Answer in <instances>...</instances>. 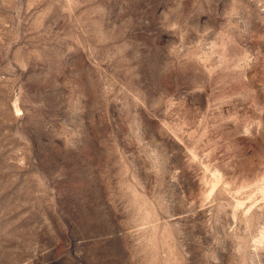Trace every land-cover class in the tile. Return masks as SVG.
<instances>
[{
    "label": "rangeland",
    "instance_id": "rangeland-1",
    "mask_svg": "<svg viewBox=\"0 0 264 264\" xmlns=\"http://www.w3.org/2000/svg\"><path fill=\"white\" fill-rule=\"evenodd\" d=\"M0 264H264V0H0Z\"/></svg>",
    "mask_w": 264,
    "mask_h": 264
}]
</instances>
